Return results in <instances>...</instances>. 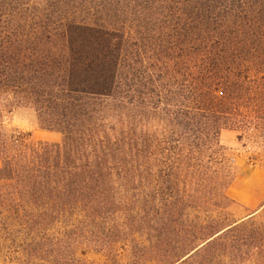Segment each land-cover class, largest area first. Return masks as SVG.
I'll return each instance as SVG.
<instances>
[{
    "label": "rangeland",
    "instance_id": "rangeland-1",
    "mask_svg": "<svg viewBox=\"0 0 264 264\" xmlns=\"http://www.w3.org/2000/svg\"><path fill=\"white\" fill-rule=\"evenodd\" d=\"M2 1L11 14L22 3L28 10L38 8L41 17L52 13L56 19L72 20L110 15L87 10L101 0ZM109 4L108 8L118 9L122 21L135 23L131 37H125L122 54L126 90L135 87L139 94L133 97L138 101L143 99L140 93L151 94L156 103L151 106L160 107L156 111L137 103L139 108L131 113L140 119L152 116L151 111L157 114L149 117L153 140L148 147L128 150L136 157L118 167L136 176H120L116 186L123 194L141 195V206L146 194L157 206L167 199L188 203L191 207L185 215L189 218L184 220L190 226L235 223L231 232L178 264H264V207L248 217L243 195V181L251 175L258 174L255 183L264 186V0ZM142 23L152 30L142 31ZM153 85L157 94L152 96ZM4 101L9 104L5 127L10 133L63 142L60 132L44 127L28 101H18L11 94ZM163 117L172 118L169 126H163ZM128 217L118 213L100 229L89 227V240L82 238L85 229L81 228L75 244L63 246L69 252L65 256H22L0 239V264H168L155 254L143 255L152 252L151 238L142 223L132 229ZM121 229L128 233L126 246L117 236ZM102 233L114 235L117 244L109 247L96 242Z\"/></svg>",
    "mask_w": 264,
    "mask_h": 264
},
{
    "label": "trees",
    "instance_id": "trees-1",
    "mask_svg": "<svg viewBox=\"0 0 264 264\" xmlns=\"http://www.w3.org/2000/svg\"><path fill=\"white\" fill-rule=\"evenodd\" d=\"M110 1L124 0H101L97 7L87 8L109 12L107 18L71 20L56 19L52 13L41 17L38 8L28 10L22 3L11 14L0 0V239L22 256H65L69 252L63 246L72 247L81 228L82 238L89 240V227L100 229L113 221L112 215L126 213L132 229L142 223L151 238L152 252L145 251L144 256L155 254L178 264L236 226H190L185 215L188 203L167 199L157 206L146 194L141 206V195L123 194L116 186L118 177L136 176L118 167L136 157L128 150L148 147L153 140L149 117L157 114L151 111L152 116L140 119L131 113L138 104L156 111L160 107L151 106L156 104L151 94L140 93L143 99L138 101L133 97L139 94L135 87L126 90L122 54L135 23L122 21L117 8H108ZM141 28L152 30L146 23ZM153 89L152 96L157 94L154 85ZM9 94L32 104L39 121L60 132L63 142L10 133L5 127L9 104L4 101ZM171 119L163 117V126ZM102 234H97L96 242L117 244L114 235ZM117 236L126 246L125 229ZM192 239L199 240L197 246L190 245Z\"/></svg>",
    "mask_w": 264,
    "mask_h": 264
},
{
    "label": "crops",
    "instance_id": "crops-1",
    "mask_svg": "<svg viewBox=\"0 0 264 264\" xmlns=\"http://www.w3.org/2000/svg\"><path fill=\"white\" fill-rule=\"evenodd\" d=\"M257 176L258 174L251 175L250 179L243 181V195L246 198L244 204L250 209V214L248 217L255 215L260 209L264 207V186L256 185L255 181Z\"/></svg>",
    "mask_w": 264,
    "mask_h": 264
}]
</instances>
